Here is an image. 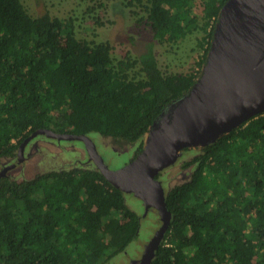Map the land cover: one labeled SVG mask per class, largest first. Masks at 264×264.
<instances>
[{
  "label": "trees",
  "instance_id": "obj_1",
  "mask_svg": "<svg viewBox=\"0 0 264 264\" xmlns=\"http://www.w3.org/2000/svg\"><path fill=\"white\" fill-rule=\"evenodd\" d=\"M226 2L128 0L160 43L199 34L194 67L166 73L152 44L116 63L112 44L78 38L72 17L0 0V167L40 128L99 134L131 146L133 160L201 75ZM190 153L189 179L168 190L171 224L151 264H264V114L183 158ZM125 194L97 167L0 177V264H113L140 236L143 217Z\"/></svg>",
  "mask_w": 264,
  "mask_h": 264
},
{
  "label": "water",
  "instance_id": "obj_2",
  "mask_svg": "<svg viewBox=\"0 0 264 264\" xmlns=\"http://www.w3.org/2000/svg\"><path fill=\"white\" fill-rule=\"evenodd\" d=\"M260 114H264V0H227L201 75L189 94L154 123L142 152L133 160L111 169L90 136L40 128L22 141L16 160L0 170V177L23 163L26 146L39 135L82 141L90 160L110 183L141 199L146 211L158 212L161 226L145 244L140 260L129 258V264H151L172 218L168 190L157 176L175 165L185 148L211 144Z\"/></svg>",
  "mask_w": 264,
  "mask_h": 264
},
{
  "label": "rangeland",
  "instance_id": "obj_3",
  "mask_svg": "<svg viewBox=\"0 0 264 264\" xmlns=\"http://www.w3.org/2000/svg\"><path fill=\"white\" fill-rule=\"evenodd\" d=\"M32 16H39L48 11L52 16L60 18L72 17L75 21V34L78 38L89 41H109L113 46L115 62L130 56L137 58L153 45L162 70L166 73H184L190 71L199 58L197 51L198 33L188 35L177 45L160 43L153 37L151 27L147 24L145 14L134 16L127 6L128 0H22ZM202 0H196L197 5ZM138 69V67H136ZM100 154L111 169H118L131 161L134 155L131 146H119L111 140L93 135ZM146 139V135H145ZM144 139V140H145ZM22 164L11 170L10 174L18 180L33 178L38 173L50 170H67L80 167H96L89 161L88 152L82 141L55 140L43 135L29 142ZM197 149L196 147H189ZM194 153L183 154L173 165L160 173L159 180L166 190L187 181L191 169L184 167V162L192 158ZM188 158V159H187ZM13 159V160H12ZM7 159L4 164L15 161ZM127 204L142 215L140 236L119 255L113 264H128V258L140 259L145 244L153 237L161 226V219L155 209L146 211L144 203L132 193L125 194Z\"/></svg>",
  "mask_w": 264,
  "mask_h": 264
},
{
  "label": "flooded vegetation",
  "instance_id": "obj_4",
  "mask_svg": "<svg viewBox=\"0 0 264 264\" xmlns=\"http://www.w3.org/2000/svg\"><path fill=\"white\" fill-rule=\"evenodd\" d=\"M34 139H35V138H34ZM94 142H95V141H94ZM95 143H96V142H95ZM96 145H97V144H96ZM28 147H29V145L26 146V148H25V152H26V150L28 149ZM97 149H98V147H97ZM98 151H99V149H98ZM88 157H89V154H88ZM25 158H26V157H25ZM11 159H12V158H11ZM11 159H10V160H11ZM12 160H13V159H12ZM12 160H11V161H12ZM15 160H16V159H15ZM89 161H90V162H93L92 160H90V158H89ZM13 162H14V161H13ZM13 162H12V163H13ZM9 164H11V163H9ZM9 164H4L2 168L0 167V170H2L5 166H7V165H9ZM12 170H13V169H12ZM134 260H138V259H134ZM139 260H140V259H139ZM127 263L129 264V258H128V262H127ZM134 264H138V263L136 262V263H134Z\"/></svg>",
  "mask_w": 264,
  "mask_h": 264
}]
</instances>
